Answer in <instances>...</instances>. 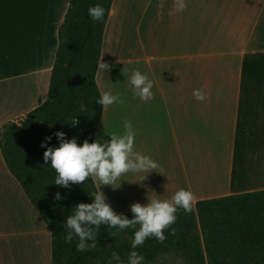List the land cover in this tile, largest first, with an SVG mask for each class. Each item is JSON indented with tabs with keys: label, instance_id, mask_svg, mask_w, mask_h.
<instances>
[{
	"label": "crops",
	"instance_id": "crops-1",
	"mask_svg": "<svg viewBox=\"0 0 264 264\" xmlns=\"http://www.w3.org/2000/svg\"><path fill=\"white\" fill-rule=\"evenodd\" d=\"M185 3L170 15L174 0L111 1L98 59L111 67L102 73L97 65L95 81L100 96L109 91L124 103L102 106L93 141L123 134L130 120L135 150L163 170L126 173L117 188L100 185L116 213L153 195L170 199L180 188L196 200L264 189V0ZM68 5L0 0V136L45 100ZM133 69L154 82L153 99L133 95ZM200 88L204 102L193 97ZM3 192L17 214L0 219L2 247L10 242L11 249L14 239V264H51L50 231L0 149Z\"/></svg>",
	"mask_w": 264,
	"mask_h": 264
},
{
	"label": "trees",
	"instance_id": "trees-1",
	"mask_svg": "<svg viewBox=\"0 0 264 264\" xmlns=\"http://www.w3.org/2000/svg\"><path fill=\"white\" fill-rule=\"evenodd\" d=\"M112 0H69L58 27V45L52 66L47 96L19 125H4L0 149L10 173L20 183L31 205L38 211L51 237V264H115L113 252L127 264L132 251L133 229L119 230L102 224L94 251L77 252L74 238L66 243L64 227L67 216L78 203H91L97 191L92 177L83 184L65 188L56 185L55 170L44 163L45 147H55L57 131L77 144L93 142L102 106L96 103L100 93L95 73L100 56L102 34ZM105 9L102 21L87 15L91 6ZM84 104V110L79 109ZM79 121L72 126V119ZM45 137H51L45 140ZM45 147H41V143ZM60 193L63 199H55ZM128 219L131 211L121 212ZM176 222L166 229V240L147 238L135 251L143 264H264V189L196 200L195 210L178 209ZM139 227V226H137ZM118 233L115 237L111 233ZM91 243V241H87ZM173 254L179 261L163 256Z\"/></svg>",
	"mask_w": 264,
	"mask_h": 264
},
{
	"label": "clouds",
	"instance_id": "clouds-1",
	"mask_svg": "<svg viewBox=\"0 0 264 264\" xmlns=\"http://www.w3.org/2000/svg\"><path fill=\"white\" fill-rule=\"evenodd\" d=\"M187 8L185 0H174L173 10L170 15L181 13ZM105 9L97 4L87 9L88 17L93 21H102ZM107 62L101 59L98 62V69L103 73L110 69ZM153 81L146 74L133 69L130 76L133 95L139 96L141 100L148 101L154 98L152 92ZM193 97L200 102L208 99V94L203 90L194 89ZM105 108L114 103L123 104L124 101L109 91L101 94L96 100ZM81 112L84 110V104L79 106ZM79 121L72 119L71 125H77ZM59 145L55 147H45L42 142L41 147H45L43 152L44 163L51 164L55 170V184L69 187L71 184H83L89 177H95L99 181L98 190L91 193L94 197L91 203H78L74 207L73 214L67 216L64 227L66 235L64 240L71 244L74 238H78L75 244L77 252L94 251L96 249L97 233L102 224L108 225V228H118L119 230L133 229L134 236L131 241L132 251L128 254L127 264H143L144 257L135 249L144 244L145 240L155 237L158 242L163 243L166 240L164 232L176 222V213L178 209H183L185 213H192L195 210V195L184 188L174 192L170 199H161L157 195L147 198V203L140 204L134 202L130 205L132 218L128 219L122 214H117L106 203L104 194L99 190L100 185L120 186L121 177L129 172H143L145 175L150 171H155L162 175L160 165L147 155L141 154L135 150V131L130 120L124 121L123 134L110 133V140L93 141L91 143L85 140L82 144H77L75 138L65 139L64 133L57 131L55 133ZM51 137H45L50 140ZM160 169V171H156ZM141 176L139 181L145 178ZM119 180V184L116 182ZM130 182V183H138ZM55 199H63L60 193H56ZM139 226V227H137ZM118 233H111L115 237ZM171 235L176 234V229L171 228ZM87 241H91L88 243ZM111 261L115 264H122L120 255L113 252Z\"/></svg>",
	"mask_w": 264,
	"mask_h": 264
},
{
	"label": "rangeland",
	"instance_id": "rangeland-1",
	"mask_svg": "<svg viewBox=\"0 0 264 264\" xmlns=\"http://www.w3.org/2000/svg\"><path fill=\"white\" fill-rule=\"evenodd\" d=\"M5 194L6 192H3L0 194V219L2 217H5L6 214L13 215L14 217H16V214H17L16 208L14 207L13 202L12 204H10L8 201V198L4 196ZM5 224L7 227V221H5ZM0 229H1V224H0ZM9 244L10 242H7V243L5 242L2 247L1 240H0V264H14V259L16 261L18 260L17 258L18 252L14 248V239H13V245H11V249L9 247ZM30 250L33 251L32 248ZM163 259L169 262L179 261V258L173 254L165 255L163 256ZM36 264H40V261L38 260Z\"/></svg>",
	"mask_w": 264,
	"mask_h": 264
}]
</instances>
